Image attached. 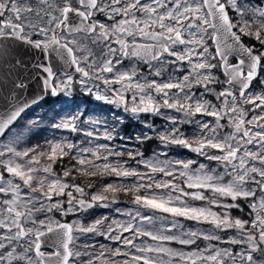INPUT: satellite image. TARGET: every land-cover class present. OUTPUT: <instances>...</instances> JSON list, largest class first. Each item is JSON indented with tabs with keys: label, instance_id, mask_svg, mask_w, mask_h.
I'll return each instance as SVG.
<instances>
[{
	"label": "snow or ice",
	"instance_id": "1",
	"mask_svg": "<svg viewBox=\"0 0 264 264\" xmlns=\"http://www.w3.org/2000/svg\"><path fill=\"white\" fill-rule=\"evenodd\" d=\"M65 32L83 33L81 39L98 46L100 56ZM138 37L152 43H141ZM206 39L213 42L214 52ZM0 40L16 41L46 56L55 52L76 66L78 81L66 75L55 86L53 69L43 68L44 87L53 95L58 89L68 93L75 82L95 99L125 112L160 117L165 123L154 134L164 148L179 146L208 162L172 159L164 151L145 158L139 149L123 144L86 147L68 139L49 141L48 151L37 152L39 146L19 150L22 133L0 141V264H173V258H178L177 264H264V0H0ZM77 50L86 54L77 56ZM230 56H235V63ZM256 82L259 88L253 87ZM16 87L25 85L20 82ZM29 107L25 102L0 113V137ZM78 122L99 123L72 114L53 127L82 132L90 138L89 145L93 139L111 142L118 135L114 127L100 135ZM152 138L142 134L136 140ZM125 153L128 160L121 161ZM44 156L49 163L37 166ZM68 156L80 167L69 164L58 175L53 166H63ZM213 162L223 170L211 168ZM74 172L117 180L105 184L102 192L89 194L86 188L92 184L85 187L66 179ZM156 174L170 179L157 180ZM225 177L230 179L223 182ZM200 189L215 195L209 200ZM119 192L132 194L134 208L115 209L127 219L102 216L84 226L79 220L61 222L52 215L109 208L119 203ZM105 193H111V199ZM185 198L208 200L222 211L191 206ZM245 208L248 218L231 215L233 209L243 213ZM180 217L208 223L212 229L177 234L173 229L182 227ZM157 221L160 228H155ZM89 235L103 236L112 246L100 244L96 252L85 242L78 248L80 236ZM201 239L209 244L199 251L165 247L171 242L189 246ZM42 245L55 251L46 255Z\"/></svg>",
	"mask_w": 264,
	"mask_h": 264
},
{
	"label": "rangeland",
	"instance_id": "2",
	"mask_svg": "<svg viewBox=\"0 0 264 264\" xmlns=\"http://www.w3.org/2000/svg\"><path fill=\"white\" fill-rule=\"evenodd\" d=\"M254 2L258 3L259 0H254ZM208 36L211 35L210 32L207 34ZM247 40H249L248 37H244ZM81 43H88L89 46L92 48L93 53L99 57L100 56V51L98 46H93L91 45L90 41H84L82 39ZM207 44H210V39H206ZM255 43V41H252ZM86 53L77 50L76 55L81 56L85 55ZM81 65H84L83 62ZM141 67L147 71V66L140 64ZM86 67V65H84ZM66 76H61L57 75L54 80H53V86L55 84H58L59 81ZM165 78H167L165 76ZM74 81H78L80 78L79 77H73ZM58 91V96L54 99H50L49 101H44L40 102L39 104H36L29 108L23 115L22 117L17 121L16 125L9 130L8 134L3 138L2 141H7L9 139H14L17 133H22V136L20 137L17 147L19 150H23L24 148H33L37 147V152L39 151H48L49 141H60L63 139H68L73 142H76L78 144H82L83 146H95L97 144H103V143H111L112 145L115 146H121L126 145L128 148L133 149L132 145H129V143H137L139 142L136 140V137L141 136L142 134H147L150 137H153L156 142L159 144L158 148L152 150L149 154V156L145 158H151L153 157L154 154H158L161 151H164L167 153L168 157H171L172 159H181V160H188V159H196L198 163H205L208 165V162L206 160H203V158H197V155L194 156L192 154H189L186 152L182 147L179 146H168V148H164V146L159 142L157 138H155L154 134V129L160 130L162 129V125L165 123L160 117H155V116H149V114H140V115H134L130 112H125L123 107H116L115 105H109L101 100L95 99L94 95H90L86 93L81 86L78 83L73 84L71 90L66 93L63 90H57ZM129 95L130 94H126ZM89 100V103L86 102L85 99ZM72 114H79L85 119L89 121H99V123L96 124H83L80 123V127L84 128L86 130H95L98 132L100 135H103L104 130L107 128L111 130L113 127L116 129V133L118 135L115 136L114 140L111 142L104 141L102 139H93L92 140V145H89L87 143L88 137L84 136L83 133H70L69 131L65 129H58L53 127V125L58 124L61 122L62 118H67L70 117ZM31 122V123H30ZM128 124L130 126V129H135L136 127V133L132 135V139H126L128 136H122L121 131H120V126L122 124ZM145 123L151 124L154 127L153 128H147L145 127ZM182 130H186L187 126H181ZM187 134V131H186ZM223 134V133H222ZM119 141H118V140ZM141 143V142H140ZM101 156L107 155L105 152L100 153ZM72 162H69L68 164L71 165H76V161L73 160L70 156H68ZM91 158V157H89ZM164 156H160V159H164ZM117 158L116 157H110V161H115ZM19 163H23V161H18ZM49 161L47 160L46 156L44 157H39V167H43L47 165ZM97 163H103V161H97ZM129 165L130 162H128ZM133 164L135 165V161H133ZM68 166V165H67ZM77 167H80L79 165H76ZM197 165H194L193 167L195 168ZM211 168H215L217 172H221L223 169L221 166H218L213 162L210 165ZM145 169L141 168V171H144ZM63 172V170H62ZM61 172V176H62ZM76 174L74 172L72 176H69L67 180L69 181L70 179H73V176ZM59 175V174H58ZM110 176V175H109ZM7 177V174H6ZM157 180H163V179H170V178H165L162 176V174H156ZM230 179L229 177H225L223 182H227V180ZM117 180L115 176H111V179L109 180V183ZM19 182V181H18ZM181 186L184 187V185L181 183ZM104 186L100 189L95 190V192H102ZM186 191H196L195 189H185ZM155 192H164L166 190L163 189H154ZM209 200L214 197V193L211 192L210 190H205V189H200ZM106 195L109 196L111 199L112 194L111 193H105ZM143 194V191L142 193ZM174 195L176 193H173ZM127 196V197H126ZM63 199L66 200V197H63ZM116 199L119 201V203L112 205L109 208H103V207H94L92 209L87 210L86 212L82 213H77L69 216H60L58 213H54V218L61 221V220H66L67 222L71 223L72 221L79 220L84 226H87L90 224L92 221L95 219H98L102 216H108L111 219H116V220H124L127 219V217L119 215L115 209L120 208V209H132L135 206L131 203L132 200V194L131 193H124V192H119L116 194ZM186 202L195 207H210L212 211H215L217 213L221 212L222 210L213 206L209 205L208 200H193L191 198H185ZM223 199V198H221ZM243 206V203H242ZM233 211L237 212L239 215H243L244 217H247V209L245 208V211L242 213L238 209H233L231 212V215L233 216ZM149 215H152L153 213L151 211H148ZM155 215L159 216L161 215L160 213H155ZM238 215V216H239ZM245 217V218H246ZM235 218V216H233ZM171 219V218H169ZM179 221V224L182 226L179 230L173 229L174 232L179 234V231H185L188 229L192 230H198V231H209L212 229V226L208 223H197L195 221L187 220L183 217L177 218ZM167 223V222H165ZM161 223L159 221L156 222L155 228H160ZM106 227V226H105ZM235 230H232V234H234ZM75 235H80L78 232L74 233ZM223 235V234H222ZM141 240L145 241L146 243H154L147 237H142ZM83 241V242H82ZM85 242L91 243L95 246V251L99 252L100 249V244H107L109 246H112L111 241H107L104 239L103 236H91L89 235L87 238L84 236H80V239L77 241V247L82 249V246ZM137 243H140L138 240ZM215 244L216 242H212ZM199 245L197 247L196 245ZM209 242L204 241L203 239L197 241L196 244L189 245V246H182L179 245L175 242L171 243H166L165 247L172 248L174 250L182 251L185 253L192 252V251H199L201 249H204L208 246ZM221 247H228V245H218ZM234 248V250H239V246H231ZM91 251V249H89ZM205 254H210V253H205ZM165 260H168L169 257L164 255L162 257ZM87 259V257H85ZM121 259L122 258H118ZM178 258H173V264H177ZM200 262L198 261V264ZM99 264V262H98Z\"/></svg>",
	"mask_w": 264,
	"mask_h": 264
},
{
	"label": "water",
	"instance_id": "3",
	"mask_svg": "<svg viewBox=\"0 0 264 264\" xmlns=\"http://www.w3.org/2000/svg\"><path fill=\"white\" fill-rule=\"evenodd\" d=\"M44 67H51L55 74L80 76L75 72V65L65 63V59L55 52L46 56L41 50L27 45L0 40V113H6L13 106L25 102L31 106L35 104L32 103L33 100L38 103L44 98L57 96V92L53 95L51 88L44 87L43 81L47 77V73L43 71ZM20 82H23L24 88L16 87ZM51 248L54 252L55 249Z\"/></svg>",
	"mask_w": 264,
	"mask_h": 264
},
{
	"label": "trees",
	"instance_id": "4",
	"mask_svg": "<svg viewBox=\"0 0 264 264\" xmlns=\"http://www.w3.org/2000/svg\"><path fill=\"white\" fill-rule=\"evenodd\" d=\"M248 41V40H247ZM252 42V41H251ZM248 43V42H247ZM253 43V42H252ZM87 103H89V100L86 98L85 99ZM130 129V126L128 124H123V126H120V130L123 135H126L128 137L132 138V135L136 133V127L135 129ZM129 145H132L133 150L139 149L140 152L143 153L144 157L149 156L150 152L156 148H158V143L154 138L144 141L143 143L137 142V143H129ZM121 161H127L128 156L125 153L124 156L119 158ZM72 162L70 158L65 157L63 160V166L61 164H56L53 166L55 173L61 174L62 170H64V166L69 165L68 163ZM132 166H134L133 161H128ZM75 179H70V182L79 184L81 186H87L88 184H92L93 187L91 189L86 190L89 192V194L95 192V190L102 188L105 184L109 183V180L111 179V176L109 175H100L99 173L95 176H87V175H82L79 172H76L74 175ZM67 179V178H66ZM127 197V196H126Z\"/></svg>",
	"mask_w": 264,
	"mask_h": 264
},
{
	"label": "flooded vegetation",
	"instance_id": "5",
	"mask_svg": "<svg viewBox=\"0 0 264 264\" xmlns=\"http://www.w3.org/2000/svg\"><path fill=\"white\" fill-rule=\"evenodd\" d=\"M79 21L77 20V21H73V24H77ZM210 32V31H209ZM66 36H68V38L69 39H72L73 38V35H75V37L77 38V39H81L82 38V36H83V33H78V34H69V33H67V32H65L64 33ZM51 35V34H50ZM35 38H39V37H35ZM138 40L141 42V43H152V41H150V40H148V41H146L145 39H143V38H139L138 37ZM243 40H244V42L247 44V42L249 43V40L247 41V39L246 38H243ZM1 41H5V40H1ZM6 41H12V40H6ZM14 43H16V41H13ZM252 43V42H251ZM209 46H210V51H213L214 52V45H213V43H212V41L210 40V44H208ZM75 55H76V51H75V53H74ZM229 60L232 62V63H235L236 62V59H235V57H233V56H230L229 57ZM143 65V64H142ZM81 66H84V65H81ZM57 75H59V74H57ZM56 75V76H57ZM221 75V79H223V76H222V74H220ZM55 76V77H56ZM72 77H79L80 78V76H78V75H71ZM54 77V78H55ZM221 87H223V85H221ZM253 87L254 88H259L260 86H259V83L258 82H256V84H254L253 85ZM50 99H47V101H49ZM215 102V101H214ZM32 107V106H31ZM31 107H29V108H31ZM28 108V109H29ZM28 109H26V111L28 110ZM25 111V112H26ZM23 115V114H22ZM207 119H210V118H207ZM16 123L17 122H15L14 123V125L13 126H10V129L9 130H11L15 125H16ZM9 130H8V132H9ZM225 131H229V129H226ZM6 136V135H5ZM4 136V137H5ZM4 137H1L0 138V141H2L3 140V138ZM118 140V139H117ZM119 141V140H118ZM6 175V174H5ZM7 178V177H6ZM53 215V214H52ZM239 214L237 213V212H235V211H233V216H235V218L236 217H242V218H245L243 215H239ZM41 218H43V217H41ZM246 218H248V217H246ZM245 218V219H246ZM61 222H67L66 220H61ZM235 232V231H234ZM83 242V241H82ZM197 247H199V245L197 244L196 245ZM41 250L46 254V255H49V254H51L52 252H53V249L50 247V246H47V245H42V248H41ZM205 255H207V254H205ZM199 264H209V262H200Z\"/></svg>",
	"mask_w": 264,
	"mask_h": 264
}]
</instances>
